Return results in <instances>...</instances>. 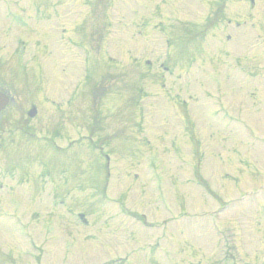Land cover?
<instances>
[{"label":"rangeland","instance_id":"obj_1","mask_svg":"<svg viewBox=\"0 0 264 264\" xmlns=\"http://www.w3.org/2000/svg\"><path fill=\"white\" fill-rule=\"evenodd\" d=\"M0 88V148L76 169L103 135L119 162L112 203L70 200L88 225L22 185L57 211L35 247L0 191V264H264V0H0Z\"/></svg>","mask_w":264,"mask_h":264},{"label":"flooded vegetation","instance_id":"obj_2","mask_svg":"<svg viewBox=\"0 0 264 264\" xmlns=\"http://www.w3.org/2000/svg\"><path fill=\"white\" fill-rule=\"evenodd\" d=\"M10 104H11V103H10ZM8 106H9V105H8ZM8 106H7V107H8Z\"/></svg>","mask_w":264,"mask_h":264}]
</instances>
